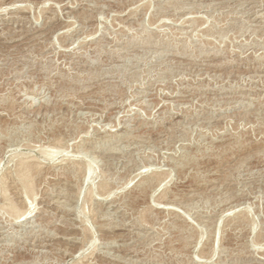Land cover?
Masks as SVG:
<instances>
[{
  "label": "rangeland",
  "instance_id": "1",
  "mask_svg": "<svg viewBox=\"0 0 264 264\" xmlns=\"http://www.w3.org/2000/svg\"><path fill=\"white\" fill-rule=\"evenodd\" d=\"M20 153L83 169L33 177L32 235L0 212V264H264V0H0V176Z\"/></svg>",
  "mask_w": 264,
  "mask_h": 264
},
{
  "label": "bare ground",
  "instance_id": "2",
  "mask_svg": "<svg viewBox=\"0 0 264 264\" xmlns=\"http://www.w3.org/2000/svg\"><path fill=\"white\" fill-rule=\"evenodd\" d=\"M46 1V0H45ZM11 7V6H10ZM13 7V6H12ZM18 11V10H17ZM254 11V10H253ZM2 12V11H1ZM16 12V11H15ZM68 14V13H67ZM262 17V16H261ZM67 20V19H66ZM187 21V20H186ZM193 21V20H192ZM261 21V20H260ZM191 21H189L190 23ZM194 22V21H193ZM191 26V25H190ZM88 37V36H87ZM56 38V37H55ZM86 38V37H85ZM51 43V42H50ZM163 53V52H162ZM161 55V54H160ZM181 65V64H180ZM263 65V64H262ZM258 78V77H257ZM261 84V83H260ZM183 87V86H182ZM195 87V86H194ZM252 92V91H251ZM142 95V94H141ZM137 101V100H136ZM227 104V103H226ZM103 127V126H102ZM104 130V129H103ZM128 137V136H127ZM105 139V138H104ZM60 141V142H59ZM124 141V140H123ZM52 143L54 145L56 144H61L63 142H61L60 139L58 138H53L52 142H51V145ZM59 144V145H60ZM65 144V143H64ZM58 145V146H59ZM62 145V144H61ZM58 146H54V148L57 147L58 149ZM123 146V145H122ZM35 148V147H34ZM43 148V147H42ZM49 148V146H48ZM52 148V147H51ZM52 148L50 150L48 149H41V153H43L44 155H42L45 159L47 157H51V155H49V152H51L50 154H53L55 149ZM59 148H62L59 147ZM123 148V147H122ZM62 150V149H61ZM107 150V149H106ZM34 151V149H33ZM59 151V150H58ZM48 152V154H46ZM40 153V154H41ZM57 153V151H56ZM60 153V152H59ZM33 155V154H32ZM55 155V154H54ZM46 156V157H45ZM65 156V155H64ZM13 157V156H12ZM52 158V157H51ZM49 159V158H48ZM51 160V159H49ZM48 160V161H49ZM47 161V160H46ZM47 161V162H48ZM59 161L60 163L58 164H52V166L48 165V164H45V162H43V160H39L37 159L36 157L34 156H31V155H24L23 153H20V155H17V158H16V161H15V166L13 168L12 171L8 172L6 171V173L4 172V174H2L0 176V212H2V214H4L5 216H7L8 218H10V220L12 221L11 225L16 227V226H20L24 231V235L25 236H30L32 235V233L34 231L33 228H34V225L36 224L35 222L31 221L30 218L34 217V214L33 213V209L32 206H33V202H34V199H35V188H34V181H33V177L42 169L46 168L47 170H49V168L51 167L52 169L51 170H55L57 169L58 171H62V172H72V173H76L78 171L81 172V169H83V166L80 165V163H76V162H70L69 161ZM73 161V160H72ZM176 162V161H175ZM44 164V165H43ZM55 165V166H53ZM49 167V168H48ZM86 167V166H85ZM87 173L90 174L91 173V168L90 166L87 165ZM85 168V169H86ZM57 171V172H58ZM179 171V170H178ZM41 172V171H40ZM48 172V171H46ZM53 172V171H52ZM42 173V172H41ZM55 173V172H54ZM135 173V172H134ZM80 174V173H79ZM83 174V173H82ZM149 174V175H148ZM146 176H143L141 178L138 179V182L136 183V186L135 188L139 191V192H144L146 189H148L149 187L151 189L155 187H157L156 185H159L161 184L160 182H162V177L164 174L162 173H159V172H150L148 173ZM135 175V174H134ZM140 175V173L138 174ZM137 175V176H138ZM84 176V175H83ZM137 176H135L136 178H138ZM36 177V176H35ZM50 177V176H49ZM108 177V176H107ZM134 177V178H135ZM166 178V177H165ZM153 187V188H152ZM98 188H99V197L102 199V200H108L109 198V195L111 193L110 189L109 190V186H108V182L107 181H102L101 183H99L98 185ZM47 190V189H46ZM77 191V190H76ZM89 191V190H88ZM135 191V190H134ZM78 192V191H77ZM137 192V191H136ZM138 192V193H139ZM165 192V191H164ZM164 192L162 191L161 194H160V199L159 200H163V201H157L159 204H163L166 209L168 208L167 205H169L173 200H167V201H164V199L162 198H165L163 197L164 196ZM89 193V192H88ZM93 194V193H92ZM97 194V193H96ZM131 194V193H130ZM166 194V193H165ZM177 194V193H176ZM37 195V194H36ZM135 195V194H133ZM132 195V197H133ZM137 195V194H136ZM166 196V195H165ZM131 197V198H132ZM192 197V196H191ZM99 198V199H100ZM126 198V196H125ZM159 198V197H158ZM128 199L129 198V195H128ZM127 199V200H128ZM35 201H37L35 199ZM47 201V200H46ZM62 201V200H61ZM110 201V200H109ZM129 201V200H128ZM132 201V200H131ZM143 201V200H142ZM120 202V201H119ZM236 202V201H235ZM110 203H117L116 201H113V202H110ZM174 203V202H173ZM35 204V203H34ZM157 204V203H156ZM158 204V205H159ZM47 205V204H46ZM114 205V204H113ZM122 205V203H121ZM41 206V205H40ZM130 206V204H129ZM34 207V206H33ZM159 207V206H158ZM173 207V206H172ZM118 208V207H117ZM136 208V207H135ZM164 208V207H162ZM38 209V208H37ZM149 209V208H148ZM160 209H161V206H160ZM169 209H172V208H169ZM36 210V209H35ZM34 210V212H35ZM131 210V209H130ZM147 209H144V210H141L139 212L138 215H140V217L138 216L139 220H141L142 222H139L140 224L143 223L144 218L143 216H145V212ZM150 210V209H149ZM173 210V209H172ZM175 210V209H174ZM173 210V211H174ZM168 211V209L166 210ZM170 211V210H169ZM171 211V212H173ZM128 212V211H127ZM149 212V211H148ZM225 212V211H224ZM166 213V212H165ZM1 214V213H0ZM174 214V213H172ZM4 215H1V216H4ZM127 215V214H126ZM242 215V214H241ZM4 216V218H5ZM146 217V216H145ZM245 217L246 216H240L239 214L233 218H231V220H229V224L234 228V229H237L238 226H242L244 225V220H245ZM2 218V217H0ZM144 218V219H142ZM151 218V217H150ZM149 219V218H148ZM215 219V218H214ZM7 220V219H6ZM147 220V219H146ZM145 220V221H146ZM10 221V222H11ZM144 221V222H145ZM136 222V221H135ZM138 222V221H137ZM148 222V221H147ZM145 222V223H147ZM152 222V221H151ZM143 223V224H145ZM10 224V223H9ZM158 224V223H157ZM227 224V225H229ZM138 225V224H137ZM148 225V224H147ZM213 225V224H212ZM139 226V225H138ZM143 226V225H141ZM149 226V225H148ZM153 226V225H152ZM263 226V225H262ZM81 227V226H80ZM151 227V225H150ZM223 227V226H222ZM7 227H5L6 229ZM149 228V227H148ZM252 228V227H251ZM81 229V232H86V228L83 226L80 228ZM103 229V228H102ZM109 229V228H108ZM195 229V228H194ZM127 230V229H126ZM6 231V230H5ZM21 231V230H20ZM39 231V230H38ZM88 232V231H87ZM232 233V231H231ZM246 233V232H245ZM260 233V232H259ZM85 234V233H84ZM238 235V234H237ZM84 237V236H83ZM80 238V242L82 243V238ZM90 241V240H89ZM47 243V242H46ZM51 243V242H50ZM254 244V243H253ZM81 246V245H80ZM261 248V247H260ZM13 249V248H12ZM82 249V248H81ZM263 250V249H262ZM201 256L202 254H204L203 252H200ZM86 256V255H85ZM85 256H82L83 258ZM200 256V257H201ZM263 256V255H262ZM81 257V258H82ZM199 257V258H200ZM203 257V256H202ZM204 258V257H203ZM12 259V258H11ZM84 260V259H83ZM197 260V258H196ZM80 262V261H78ZM77 263V262H76ZM86 263V262H85ZM88 263V262H87ZM86 263V264H87ZM77 264H84V263H77ZM89 264V263H88ZM261 264V263H260Z\"/></svg>",
  "mask_w": 264,
  "mask_h": 264
}]
</instances>
